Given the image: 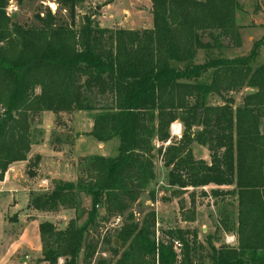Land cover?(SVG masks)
Instances as JSON below:
<instances>
[{
  "label": "trees",
  "instance_id": "1",
  "mask_svg": "<svg viewBox=\"0 0 264 264\" xmlns=\"http://www.w3.org/2000/svg\"><path fill=\"white\" fill-rule=\"evenodd\" d=\"M11 1L34 0H0V182L13 164L28 161L44 113H86L89 137L100 145L119 142L116 156L85 159L75 182L57 180L51 191L30 195L29 210L37 214L76 213L65 229L40 224V262L90 264L99 245L92 233L101 220L116 218L124 223L115 236L119 248L111 250L114 264H264V63L256 64L264 37L249 55L225 56L242 46L238 0H151L148 30L101 28L96 8L76 25L87 0H55L57 13H39L36 24L23 26L7 12ZM243 91L235 107L233 94ZM175 122L184 128L177 142L170 137ZM195 144L208 150L209 163L195 158ZM158 155L169 188L214 186V198L235 201L236 210L224 207L218 223L236 236V247L217 248L211 238L204 244L189 228H169L157 239L154 211L136 222L133 207L157 180ZM190 205L183 221L193 223L194 198Z\"/></svg>",
  "mask_w": 264,
  "mask_h": 264
},
{
  "label": "rangeland",
  "instance_id": "2",
  "mask_svg": "<svg viewBox=\"0 0 264 264\" xmlns=\"http://www.w3.org/2000/svg\"><path fill=\"white\" fill-rule=\"evenodd\" d=\"M114 6L109 10V16H115L114 22L109 24H102L103 18L102 8L106 4L112 3V0H106L104 3L94 2L87 0L85 5L79 6L77 13L78 17L76 25L81 24L84 13L92 14L97 9L98 15L95 17V22L100 27L110 29H126L128 23L123 19L124 11L131 13L133 23L141 28H152L153 21L152 16L145 12V8L148 6L149 0H113ZM206 1V0H198ZM240 9L237 14V25L241 27L242 46L240 48L229 47L225 50V56L228 58H236L246 56L251 53L254 45L260 42L262 46V38L264 37V0H238ZM58 5L55 0H34L32 2L26 1L22 6H18L15 1L9 3L7 12L12 18L23 26H32L36 24V16L41 13L43 16L47 10H51L52 13H57ZM60 17L68 19L66 12H60ZM121 20V21H119ZM101 24V25H100ZM102 28V27H101ZM107 28V29H108ZM140 28H138L139 30ZM143 30V29H140ZM257 65L264 63V47L258 51ZM205 60L204 52H200L197 58L198 63H203ZM40 91L38 90L37 93ZM245 91L239 94H233L235 98V107H239L243 104V97ZM213 105H222V101L219 99L212 100ZM59 120V121H58ZM176 124H181L176 122ZM263 124V125H262ZM175 125V123H174ZM34 134L38 140L47 141L50 146H53L58 142L59 138H64L65 142L62 143V139H59L62 151L64 155H61V160L58 161L57 157L55 161L45 160L40 157L39 164L35 163V156L32 157L28 168L25 170V174L21 175V184L25 186L32 193H41L51 191L53 188V182L57 180H64L68 182H75L80 176L82 171L83 162L85 159L91 156L104 155V156H116L118 141L109 143L108 146L102 148L94 139L89 137V132L92 129V120L86 113H75L73 115H62L57 118L53 116L42 114L41 117L35 122ZM173 126V125H172ZM182 126V125H181ZM172 128V127H171ZM170 129V137H171ZM182 131L184 128L182 126ZM261 131L264 132V121L261 123ZM196 132V131H195ZM76 137V138H75ZM79 140L77 143L75 140ZM179 138H172V141L177 142ZM80 142V143H79ZM100 146V147H99ZM101 148V150H99ZM194 156L196 159H203L206 162H210L209 152L206 148L198 145L193 147ZM45 166H44V164ZM40 165L42 167H40ZM155 167L157 170V180L154 183L149 193L142 196L141 200L133 207V212L136 217V222L140 223L144 215L150 211H154L157 214V225L155 227V237L159 239L162 236L161 232L166 231L169 228H189L190 230L196 229L200 241L207 244L208 238L215 243L220 240L222 234H227L219 229L220 214L223 212L224 207L227 206V210H236L235 201L233 199H226L221 201L214 198L211 195V187L197 190H187V192L178 191L177 189L169 188L167 185V171L164 169L161 156H156ZM38 170V171H36ZM34 172L35 176L32 178L29 176V172ZM38 174V176H36ZM49 178V179H48ZM48 179L49 182L42 183V180ZM9 188V187H8ZM6 188L7 193L0 195V219H4L6 226L15 225V222H8L6 220L5 208L10 200L15 196L21 203L20 210H24L25 197L22 195L14 194L12 189ZM224 191L231 190V188H224ZM193 195L191 196L190 194ZM205 193V195H204ZM151 195L154 196V201L151 200ZM191 196V198H190ZM194 198L197 212L195 214L196 223L193 225H185L183 227L182 220L184 216L189 214V202ZM184 205L183 213L180 211L181 205ZM82 205L86 211H89L92 207L91 200L88 197H82ZM19 210V211H20ZM100 217L105 218V210L99 209ZM13 218L14 215L12 214ZM42 221L53 223L58 229H65L68 223L76 217L75 211L61 210L57 213H43L41 215ZM20 219V216L18 217ZM86 219V216L80 221L82 224ZM166 220L168 223L166 224ZM3 221L0 220V233L5 229L2 227ZM124 223V219H110L109 221L101 220L98 227L92 233V237L98 241L99 245L96 250L94 259L90 261V264H114L116 257L112 254V249H118L119 243L115 236ZM34 226V225H31ZM30 225L28 226V241L18 237L5 241L6 236L0 234V257L2 258L1 264H6L8 260L15 253L17 248L22 245H30L33 251H38L42 248L39 224L35 226L36 229L32 230ZM190 226V227H187ZM207 228L205 232H202V227ZM3 229V230H2ZM11 229V227H10ZM19 229V226L16 230ZM12 230V229H11ZM10 237L14 234H8ZM4 236V238H3ZM105 239L111 240L110 244H107ZM28 256V259H27ZM41 256L36 255H21L17 258L15 264H46L40 262ZM208 262V260L206 261ZM58 264H64L63 260H60ZM80 264H83L80 262Z\"/></svg>",
  "mask_w": 264,
  "mask_h": 264
},
{
  "label": "crops",
  "instance_id": "3",
  "mask_svg": "<svg viewBox=\"0 0 264 264\" xmlns=\"http://www.w3.org/2000/svg\"><path fill=\"white\" fill-rule=\"evenodd\" d=\"M90 1H92V3L100 2V1L102 3H104L106 0H90ZM148 2L149 3H148V6L145 8V12L149 13L152 16V14H151V9H152L151 0H149ZM113 6H114V1L112 0V3L106 4L102 8L103 18H102L101 22L103 25L109 24V23H112L115 21V19H116L115 16L112 17V16L108 15L109 10ZM123 19L125 20L126 23H128L129 27L126 28L127 30H138V28L143 29V30L152 29L150 27H148V28L138 27L135 23H133V20L131 18V13L128 11H124ZM119 21H121V20H119ZM101 27L103 28V26H101ZM107 28L108 27H106V29ZM108 29H110V28H108ZM44 115L45 116L46 115H49V116L52 115L53 116L52 113H44ZM78 141L79 140H77V139L75 140L76 143ZM53 146H56V145H53ZM100 146L102 148H105L108 145H100ZM99 150H101V148ZM61 155H64V151H62V147L56 146V148H54V147L50 146V144H48L47 141L42 142L41 140H39V142L35 143L32 146L31 152L28 156V161L15 163L9 168L8 172L5 175L4 181L0 182V195L7 193L6 188L9 187L10 189H12L14 194H18L20 196L23 195L25 197V201H24V206H23L24 210H22V211L20 210L21 203L16 199L15 196L10 200V203L7 204V207L5 208L6 212H5L4 216L7 215L6 220L9 223L15 222V225H12V226L9 225L12 229L11 230L10 227L8 228V226H6V223L4 222L5 218L0 219L3 221L2 227H5L4 230L2 229L3 231L0 234H4V236H6V238L4 239L5 241L8 242V240H11L12 238L17 239L18 237H21L23 240L27 239V241H28V226L34 225V226H31L32 227L31 229L34 230V229H36L35 228L36 225L39 224V226H40V224L43 222L42 217H41L42 214H37L36 212L29 210L30 192L28 191L27 188H25V186H22L21 180H20L21 175L25 174V170L28 168L30 160L32 159V157L35 156V157H40L43 161H45L46 159L50 160V161H55L56 157H57V160L60 161L62 159ZM102 156H104V155L102 154ZM44 166H45V164H44ZM40 167H42V166L40 165ZM36 171H38V170H36ZM36 176H38V174H36ZM48 179L42 180V183L49 182ZM210 187H211V189H216L214 186H208L206 188H210ZM224 188H230V187H222L221 189H224ZM188 190H191V189H188ZM190 206L191 205L189 202V208H190ZM195 210L197 212V207H195ZM196 212H195V214H196ZM12 214L14 215L13 218L11 217ZM19 216H20V219L18 218ZM196 220H197L196 217H195V221L193 223L184 222L182 220L183 227L185 225H193L194 223H196ZM167 223H168V220H166V224ZM18 226H19V229L16 230V228ZM187 227H190V226H187ZM182 229H184V228H182ZM206 230H207L206 226L202 227V232H205ZM8 234H14V235H11L12 237H10ZM4 236H3V238H4ZM199 240H200V237H199ZM213 244L217 248H219L222 245L236 247L237 246V239H236V236L231 234V233L222 234V236L220 237V240H217ZM41 252H42V248H39V250L35 252V251H33V248L31 249L30 245L19 246L17 248V250L15 251V253L12 254V257L8 260V262L6 264H15L17 258L20 257L21 255L33 254L36 256H41ZM27 259H28V256H27ZM1 260H2V258L0 257V264H1Z\"/></svg>",
  "mask_w": 264,
  "mask_h": 264
},
{
  "label": "built area",
  "instance_id": "4",
  "mask_svg": "<svg viewBox=\"0 0 264 264\" xmlns=\"http://www.w3.org/2000/svg\"><path fill=\"white\" fill-rule=\"evenodd\" d=\"M172 125H171L172 128H170V129H172L171 130V139L172 138H179V139H181L182 134H183L182 126H181L182 124H176V122H175V125H174V123ZM170 142L166 143L164 146L165 147L168 146L170 144ZM157 147L159 148L160 145L157 144ZM180 247H181V245H179L178 243L175 244L176 251H178Z\"/></svg>",
  "mask_w": 264,
  "mask_h": 264
},
{
  "label": "water",
  "instance_id": "5",
  "mask_svg": "<svg viewBox=\"0 0 264 264\" xmlns=\"http://www.w3.org/2000/svg\"><path fill=\"white\" fill-rule=\"evenodd\" d=\"M255 93H256L255 91H249V92H248V95H253V94H255ZM195 131L198 132L199 129H196ZM98 208L101 209L102 206L100 205Z\"/></svg>",
  "mask_w": 264,
  "mask_h": 264
}]
</instances>
